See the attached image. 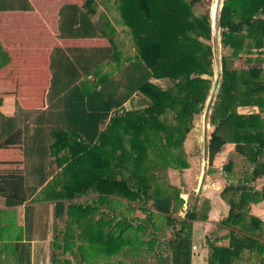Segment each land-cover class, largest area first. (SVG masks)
<instances>
[{"label": "trees", "instance_id": "obj_1", "mask_svg": "<svg viewBox=\"0 0 264 264\" xmlns=\"http://www.w3.org/2000/svg\"><path fill=\"white\" fill-rule=\"evenodd\" d=\"M109 1L117 11L116 21L131 34L134 51L117 73L90 80L106 62H118L124 47L117 43L120 32L108 14L99 13L98 0L62 4L58 37L106 39L108 44L56 45L49 55L29 57L32 60L15 56L0 69V102L7 95L17 99L14 116L0 112V196L6 207L26 204V235L24 231L12 235L17 264L33 262L32 203L39 188L52 186L55 166L63 169L60 188L51 191L52 217L69 218L66 231L54 237L77 245L75 264L141 255L145 246L160 248L170 264H193V222L206 216L202 209H188L186 219L177 217L178 205L183 208L186 200L159 171L188 166L185 139L205 109L215 75L210 43L214 21L208 8L196 9L203 0ZM16 10L32 11L34 6L30 0H0V11ZM259 13H264V0H224L220 8V42L228 53L221 58L208 143L211 164L227 143H234L223 168L252 167V181L264 177L263 68L255 65L244 71L233 62L244 49L264 46V19L256 17ZM258 29L262 37L257 41ZM161 79L173 84L164 88L155 82ZM137 94L147 106L123 112ZM241 105H258L261 110L241 114ZM242 182L222 191L229 205L222 221L230 228L229 241L210 243L209 264H242L245 252L251 264H264V221L249 213L252 203L264 200V184L255 189ZM89 194L96 199L86 205ZM125 200L143 210L145 219L128 217L121 208ZM159 218L171 232L165 249L155 233L144 241L148 229L162 230ZM82 225L84 236L79 233Z\"/></svg>", "mask_w": 264, "mask_h": 264}, {"label": "crops", "instance_id": "obj_2", "mask_svg": "<svg viewBox=\"0 0 264 264\" xmlns=\"http://www.w3.org/2000/svg\"><path fill=\"white\" fill-rule=\"evenodd\" d=\"M34 6V10L32 11H22V10H16V11H0V69L4 67L11 58L15 56H25L24 53L26 48H22L20 44V35L22 29L24 28V24H20V21L25 18V14H30V16H37V4L34 2V0H30ZM63 0H51V4L49 7L51 9H48L49 14L52 13V18L49 17L50 20H53V28L52 33L57 32L56 36H50L54 42L50 45L47 44L48 48L37 47L38 51H32L31 55L34 56H43V55H49L53 48L56 45L59 46H73V45H81V46H93V45H105V43L99 42V40H105V39H70V38H59L58 37V19H59V9L61 5L63 4ZM34 2V3H33ZM62 2V4L60 3ZM72 2V1H67ZM242 7L245 8V4L242 3ZM247 7V6H246ZM257 18L264 19V13H259L256 15ZM45 20V19H44ZM17 21V23H16ZM41 26H45L44 22H42ZM47 28V27H46ZM52 28V27H50ZM15 29V37H13L12 30ZM216 33V39H218V58L220 60V67H221V58L225 53H228L226 50H222V44L220 42L221 37V28L219 27V23H217V27L214 26V34ZM259 33H262L261 29H258L257 32V41L261 39ZM36 40V38H35ZM45 40V39H44ZM43 39L41 38L40 42H42ZM86 41V42H84ZM248 41V40H247ZM17 42V45L15 48H13V45ZM81 42V43H79ZM84 43V44H83ZM29 49V48H27ZM43 50V51H42ZM29 51H31L29 49ZM27 52V51H26ZM257 65L258 67L263 68V76H264V46L259 48H253L251 51H247V49H244L243 52H241L239 58H235L233 62V66L237 68H241L244 71H248L250 68ZM221 70V68H220ZM243 89H245L243 87ZM212 91L211 95L209 96L208 106L212 108V103L216 97V93ZM214 94V95H213ZM137 96V95H135ZM134 96V97H135ZM132 100V99H131ZM130 100V101H131ZM129 102V101H128ZM127 102V103H128ZM126 103V104H127ZM125 104V105H126ZM124 105V106H125ZM17 104L16 100L12 96H4L1 99L0 102V112L6 116H14L16 114ZM261 110V107L258 105H241L238 107V112L241 114H252V113H259ZM205 126L202 127V134H203V140L204 143H207V151H208V143L209 138L212 130V125L210 120L204 121ZM200 133V125H197L196 128L194 127V130L189 133L185 139L184 146L186 147V151L188 152V158L190 159V167L185 168L184 172H178L179 176L183 174V182L186 183V186L182 185V179L181 177L178 178L176 174V168H170L169 173L172 175L171 183L172 185L183 189V191L186 193L187 196L183 195L184 199L186 200V203L184 204L183 208L186 206L187 209L193 210H201V214L206 217H201L195 220L194 226H193V241L196 248V253L193 258V264H209L208 256H210L211 249H210V243H217L219 245H227L229 238V232L230 228L221 221L225 217H227L229 213V205L228 203L222 198L221 194L223 189L227 185H231L233 183H240L241 181H244L243 183L249 184L252 187H255V189H261L262 185L264 184V177L258 178L257 181L250 180L249 176V168L247 166H240L236 165L234 168H232L231 171L226 170L227 177H216L212 180L211 183H207L204 185L203 188H201V185L198 183L196 184L197 179H195L191 173L192 169L194 167V162H196L199 150L201 146L200 136L195 133ZM202 140V139H201ZM203 143V146H204ZM235 144L234 143H227L221 152L217 154L214 160V167H223L225 164L228 163V157L229 153L234 150ZM192 151V152H191ZM193 161V162H191ZM218 170V169H216ZM242 173V176L244 175V179H239V175ZM249 180L250 182H247L245 180ZM199 184V185H198ZM47 186L44 184L41 188H39L38 192L35 194L32 205L34 206V221H35V227L33 232V262L32 264H36V259L40 257L43 253L47 251V244L46 242L51 240V230L50 228V214L48 212L47 217L44 219L43 217H39V215L36 213L35 208H43L45 205H49L52 207V214L54 209V202L51 201V196L46 193L45 198H42L41 190ZM199 186V187H198ZM187 189V192H186ZM37 196L41 198L42 201H37ZM38 204H41L39 207ZM43 206V207H42ZM25 207L26 204L14 206V207H6L5 205V198L0 196V209H2L5 212H16L15 221L16 224H13V228H17L19 234H22V231H24L25 228ZM185 211V212H186ZM250 214H253L254 216L262 219L264 221V200L258 202V203H252L250 206ZM41 218V221H40ZM52 218V215H51ZM183 218L186 219V216L183 215ZM37 228V231L35 229ZM43 227L45 229H43ZM10 233V232H9ZM170 229L165 230L163 235L160 236V244H163V248H166V243L168 241V238L170 236ZM23 234L26 235V231L23 232ZM168 237V238H167ZM242 264H251L250 254L249 252H245L244 259L241 260Z\"/></svg>", "mask_w": 264, "mask_h": 264}, {"label": "rangeland", "instance_id": "obj_3", "mask_svg": "<svg viewBox=\"0 0 264 264\" xmlns=\"http://www.w3.org/2000/svg\"><path fill=\"white\" fill-rule=\"evenodd\" d=\"M67 1H72V0H63V4L66 3ZM100 7H99V13H107L108 17L110 18L111 22H113V24L117 27V29L120 32V37H118L117 35V43L119 42H123L124 43V47L122 50V53L120 55V60L117 61H108L106 62L100 69L97 70V72L93 75L90 76V80L95 79V77H98L104 73H117L120 69V65L123 64L125 61L129 60L130 58L134 57V51L131 48V34L126 32L124 29L122 28L124 25L123 24H119L118 21H116V17H117V11L113 10V8L111 7V2L109 0H98ZM34 2L37 4L38 10L37 13L38 15L36 16H30V14H25V18H23L20 21V24H24V28L22 29L21 33L24 34V36L21 34L20 35V42L22 41V43L20 44V46H22V48H26L24 53L26 54L24 56V59H33V58H29L32 54V51H38L37 47H41L43 48V50L45 48H48L47 44H52L54 41L49 38L51 36H56L57 32L52 33V30H54L53 28V20H50L49 17H53L52 13L49 14L48 9L45 10V8H48L51 4V0H34ZM33 2V3H34ZM62 2H60L62 4ZM221 4H223L224 0H220L219 1ZM215 4V0H203L202 3H198L196 4V9L198 11L204 12L206 10V8H208L210 10V14H212L213 11V6ZM51 9V7H49ZM220 12V10H219ZM219 17V15H218ZM217 17V19H218ZM45 19V20H44ZM42 22H44L45 26H41ZM17 23V21H16ZM52 27V28H50ZM12 30V29H11ZM13 33V37H15V29L12 30ZM55 31V30H54ZM51 34V36H50ZM49 36V37H48ZM218 36V35H217ZM216 33L214 34V37L212 38V41H210V43H212L213 45V49H214V62H213V67L215 70V75L212 77L213 78V83H212V88H211V92L213 91L215 93L216 88L218 86V81L220 79V74H221V70H220V60L218 58V39H216ZM36 38V40H35ZM41 38L43 39L42 42H40ZM45 39V40H44ZM86 42V41H84ZM99 42L108 44V41L105 40H99ZM81 43V42H79ZM84 44V43H83ZM17 45V42L13 45V48H15ZM74 46V45H73ZM29 48L31 51H29ZM42 50V51H43ZM27 51V52H26ZM37 57H44V56H37ZM47 66H48V58H47ZM156 83H158L159 85L163 86L164 88H169L173 82L169 81L168 79H161V80H155ZM216 87V88H215ZM211 95V93H210ZM209 95V96H210ZM214 95V94H213ZM15 98L16 102L17 99L14 95H9ZM208 101H209V97H208ZM208 101L207 104L205 106V109L203 110L202 114L198 117V119L195 121L194 127L196 128L197 125H200V133H197V131H195V133L197 135L200 136V141H201V146H200V150H199V155L198 158L196 160V162H194V167L192 169V173L191 175L197 179L196 184L199 181V184L201 185V188L204 187V185H206L207 183H211L213 179H215L216 177H227V173L226 170L223 167H218L215 168L214 167V162L211 164L209 157H208V151H207V143H204L203 140V134L201 132L202 127L205 126L204 121L205 120H210V114L212 112V108H210L208 106ZM145 106H147V100L144 99V97L140 94H137V96H135L131 101H129L122 109V111H128V110H137V109H141L144 108ZM193 129H191V131H193ZM191 131L189 133H191ZM16 136H18L19 138L22 137V131H18L16 133ZM202 139V140H201ZM204 143V146H203ZM231 143V142H230ZM236 146V145H235ZM234 146V148H235ZM186 149V147H185ZM186 151V150H185ZM192 152V151H191ZM187 153V162H188V166L185 168L190 167V159L188 158V152ZM193 162V161H191ZM185 168L182 169H178L176 168L175 170L176 172V176H179V171L182 173L184 172L183 170ZM63 169V166H55L54 170L56 171L54 178L50 181V185L48 188H43L41 190V194H42V198H45L46 193L49 194L51 196V191L54 188H60V183H61V179H59V175H61V171ZM218 169V170H216ZM170 168L168 169H163L162 171L160 170L159 174L162 175V173H166V178H168L169 183H171V178L172 175L169 173ZM66 177H69V174L66 175ZM182 179V185L186 186V183L183 182V174H181L178 178ZM245 176H242V173H240L239 175V179H244ZM242 182V181H241ZM244 182V181H243ZM242 182V183H243ZM52 183V184H51ZM198 184V185H199ZM199 187V186H198ZM182 192L183 195L187 196L186 193L183 191V189L179 188ZM187 192V189H186ZM90 195V194H89ZM96 196L94 194H91L90 196H87L86 201V205L87 204H91L93 202ZM37 201H42L41 198H39V196H37ZM82 199V198H81ZM80 201H83V199ZM46 200V198H45ZM52 201V200H51ZM79 201V200H78ZM129 200H125L123 201L124 204L126 202H128ZM129 203V202H128ZM39 207L41 206V204H38ZM43 208H35L36 209V213L39 215V217H43L44 219L47 217V214L49 212L50 214V230H51V240H49L48 242L45 243V245L47 244V251L45 253H43L42 255H40V257H38L36 259V264H64L65 263H70V264H75V256L74 254V250L76 249V244L69 242L68 245L62 244L61 241L58 238H55V234L57 235H62L63 232L66 231V220L69 218V215H65V218L63 220H56L54 221V217L51 218L52 215V207L49 205H45L42 204ZM132 205H134V202H132ZM54 206H55V202H54ZM106 206L109 209V203L106 204ZM104 208V207H103ZM102 208V210H103ZM123 209V211L126 212L128 217H132V218H140V219H145L146 217V213L141 210L139 207L133 208L130 207L129 205L125 204L121 207ZM187 207L185 206L184 208H179L178 205V209L176 210L177 212H175L177 217H183L185 211H186ZM106 210V209H104ZM103 210V211H104ZM3 210L0 209V212H2ZM107 211V210H106ZM113 215V214H112ZM253 215V214H252ZM16 216V212H3L0 213V264H17V259L15 257V253H14V249L13 247V241L15 238H13L12 235L17 234L18 233V229L17 228H13V224H16L15 221V217ZM100 216V215H99ZM117 218L114 219V221H116ZM41 221V218H40ZM157 222L159 224H161L162 226V230H158L159 232H155V230H151L148 229L147 233L145 234L144 237V241L145 243H148L155 235H163L164 230H167V227L164 226L163 220L162 219H158ZM222 223V221H221ZM37 228L35 229V231H37ZM43 229H45L43 227ZM85 226L82 225V227H79V233L82 234L84 236V230H85ZM10 232V233H9ZM73 233H69L68 236H72ZM82 236V237H83ZM149 240V241H148ZM82 245H87V241H83V239L81 240ZM59 245V246H58ZM7 246H10V248L8 249ZM12 246V247H11ZM145 246V245H144ZM63 248V250L61 249ZM160 254L162 256H160ZM165 253L160 251V248H155V246L153 247H147L145 246V250L143 251V253L141 255H135L133 253H127L125 255H112L110 257H100L98 259H96L92 264H170L169 260L165 259ZM53 257L56 258V260H53Z\"/></svg>", "mask_w": 264, "mask_h": 264}, {"label": "water", "instance_id": "obj_4", "mask_svg": "<svg viewBox=\"0 0 264 264\" xmlns=\"http://www.w3.org/2000/svg\"><path fill=\"white\" fill-rule=\"evenodd\" d=\"M221 6H222V4L220 2L219 3L217 2V7H216V9L214 11V14L211 15L212 16V19L214 20V26L215 27H217V23H218L217 17L219 15V10H220Z\"/></svg>", "mask_w": 264, "mask_h": 264}, {"label": "bare ground", "instance_id": "obj_5", "mask_svg": "<svg viewBox=\"0 0 264 264\" xmlns=\"http://www.w3.org/2000/svg\"><path fill=\"white\" fill-rule=\"evenodd\" d=\"M219 1H220V0H215V4H214V6H213V9H214V10L216 9V7H217V2L219 3Z\"/></svg>", "mask_w": 264, "mask_h": 264}, {"label": "built area", "instance_id": "obj_6", "mask_svg": "<svg viewBox=\"0 0 264 264\" xmlns=\"http://www.w3.org/2000/svg\"><path fill=\"white\" fill-rule=\"evenodd\" d=\"M214 11H215V10L213 9V11H212V14H211V15H213V14H214ZM213 21H214V20H213Z\"/></svg>", "mask_w": 264, "mask_h": 264}]
</instances>
